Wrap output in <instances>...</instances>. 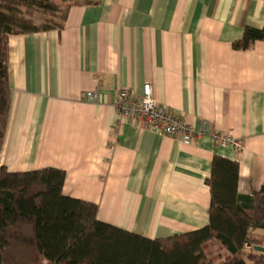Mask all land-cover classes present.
<instances>
[{
    "label": "crops",
    "instance_id": "obj_1",
    "mask_svg": "<svg viewBox=\"0 0 264 264\" xmlns=\"http://www.w3.org/2000/svg\"><path fill=\"white\" fill-rule=\"evenodd\" d=\"M63 29L9 40L11 107L0 167L66 172L67 196L98 218L148 238L209 224L213 157L237 161L239 192L264 186V40L238 50L246 26L264 27V0H62ZM153 84L159 103L199 129L231 131L236 151L205 133L186 145L131 119L119 128L120 89ZM98 89L99 103L83 99ZM264 237V229L255 230ZM215 263L231 254L210 240Z\"/></svg>",
    "mask_w": 264,
    "mask_h": 264
},
{
    "label": "trees",
    "instance_id": "obj_2",
    "mask_svg": "<svg viewBox=\"0 0 264 264\" xmlns=\"http://www.w3.org/2000/svg\"><path fill=\"white\" fill-rule=\"evenodd\" d=\"M62 2L0 0V153L11 107L10 37L63 29L70 5ZM259 40H264V27L246 26L233 47L250 49ZM239 169L237 161L214 156L206 179L209 224L152 239L101 221L97 203L67 196L62 169L10 172L0 167V264H264V252L254 248L264 245V237L255 234L264 229V186L240 193ZM210 240L231 255L219 263L208 259L204 250Z\"/></svg>",
    "mask_w": 264,
    "mask_h": 264
},
{
    "label": "built area",
    "instance_id": "obj_3",
    "mask_svg": "<svg viewBox=\"0 0 264 264\" xmlns=\"http://www.w3.org/2000/svg\"><path fill=\"white\" fill-rule=\"evenodd\" d=\"M83 99L99 103L102 100V93L98 89L89 90L85 92ZM113 104L120 115L119 128L131 119H136L141 126L162 135H170L186 145L194 143L205 133H211L218 142L229 145L236 151L244 149L243 140L234 137L231 131L213 130L209 121H203L201 127L196 129L173 108L159 103L151 82L145 83L141 93L135 87L120 89Z\"/></svg>",
    "mask_w": 264,
    "mask_h": 264
},
{
    "label": "water",
    "instance_id": "obj_4",
    "mask_svg": "<svg viewBox=\"0 0 264 264\" xmlns=\"http://www.w3.org/2000/svg\"><path fill=\"white\" fill-rule=\"evenodd\" d=\"M250 247V245H248ZM257 251L264 252V245H257L254 247Z\"/></svg>",
    "mask_w": 264,
    "mask_h": 264
},
{
    "label": "rangeland",
    "instance_id": "obj_5",
    "mask_svg": "<svg viewBox=\"0 0 264 264\" xmlns=\"http://www.w3.org/2000/svg\"><path fill=\"white\" fill-rule=\"evenodd\" d=\"M38 21L42 20L43 18L41 16H37L36 18Z\"/></svg>",
    "mask_w": 264,
    "mask_h": 264
}]
</instances>
